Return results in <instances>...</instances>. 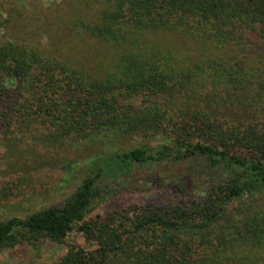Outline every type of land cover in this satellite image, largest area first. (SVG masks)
I'll use <instances>...</instances> for the list:
<instances>
[{"label": "trees", "instance_id": "1", "mask_svg": "<svg viewBox=\"0 0 264 264\" xmlns=\"http://www.w3.org/2000/svg\"><path fill=\"white\" fill-rule=\"evenodd\" d=\"M93 2L67 25L105 46L103 70L0 40V132L104 145L67 197L0 220V251L76 232L87 248L56 264H264V0ZM172 35L208 47L185 62ZM159 165L178 167L167 182L190 200L87 216Z\"/></svg>", "mask_w": 264, "mask_h": 264}, {"label": "rangeland", "instance_id": "2", "mask_svg": "<svg viewBox=\"0 0 264 264\" xmlns=\"http://www.w3.org/2000/svg\"><path fill=\"white\" fill-rule=\"evenodd\" d=\"M93 0H0V40H16L51 51L55 46L73 56L88 69H105L111 62L105 46L82 38L71 30L68 21L77 23L93 17ZM162 42L173 49L183 61L195 58L208 46L176 36H164ZM135 138L122 147L143 142ZM99 141L55 144L36 143L27 135L0 132V220L24 216L32 211L58 203L67 197L86 172V161L103 153ZM74 168L65 170L67 165ZM69 169V168H68ZM178 167L159 165L132 172L129 186L110 198L90 207L87 216H104L108 211L131 203L152 202L173 204L190 200V195L168 184ZM87 248L83 237L70 232L62 244L39 239L32 245L23 243L0 251V264H56L67 247Z\"/></svg>", "mask_w": 264, "mask_h": 264}]
</instances>
